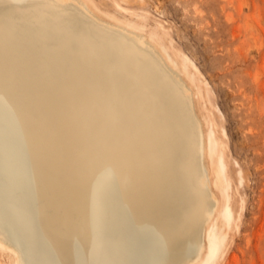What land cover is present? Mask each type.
Wrapping results in <instances>:
<instances>
[{"label":"bare ground","instance_id":"6f19581e","mask_svg":"<svg viewBox=\"0 0 264 264\" xmlns=\"http://www.w3.org/2000/svg\"><path fill=\"white\" fill-rule=\"evenodd\" d=\"M0 0L6 264H220L234 213L199 66L116 2ZM202 114L200 116L199 114Z\"/></svg>","mask_w":264,"mask_h":264},{"label":"rangeland","instance_id":"374dc122","mask_svg":"<svg viewBox=\"0 0 264 264\" xmlns=\"http://www.w3.org/2000/svg\"><path fill=\"white\" fill-rule=\"evenodd\" d=\"M93 1L122 19L116 2L148 12L203 72L201 112L222 141L234 213L220 264H264V0Z\"/></svg>","mask_w":264,"mask_h":264}]
</instances>
